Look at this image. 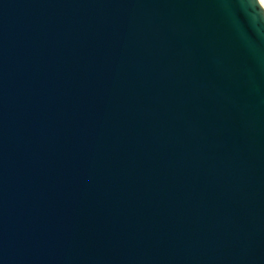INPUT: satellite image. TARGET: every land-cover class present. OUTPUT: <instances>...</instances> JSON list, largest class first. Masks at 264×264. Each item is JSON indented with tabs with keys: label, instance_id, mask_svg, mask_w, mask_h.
<instances>
[{
	"label": "water",
	"instance_id": "obj_1",
	"mask_svg": "<svg viewBox=\"0 0 264 264\" xmlns=\"http://www.w3.org/2000/svg\"><path fill=\"white\" fill-rule=\"evenodd\" d=\"M0 264H264L258 0H0Z\"/></svg>",
	"mask_w": 264,
	"mask_h": 264
},
{
	"label": "bare ground",
	"instance_id": "obj_2",
	"mask_svg": "<svg viewBox=\"0 0 264 264\" xmlns=\"http://www.w3.org/2000/svg\"><path fill=\"white\" fill-rule=\"evenodd\" d=\"M258 2L262 6V8L264 9V0H258Z\"/></svg>",
	"mask_w": 264,
	"mask_h": 264
}]
</instances>
